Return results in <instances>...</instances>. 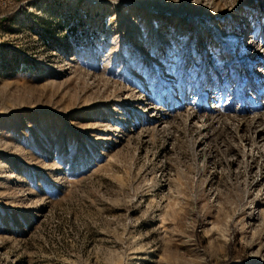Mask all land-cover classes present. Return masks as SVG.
I'll use <instances>...</instances> for the list:
<instances>
[{
  "label": "rangeland",
  "instance_id": "obj_1",
  "mask_svg": "<svg viewBox=\"0 0 264 264\" xmlns=\"http://www.w3.org/2000/svg\"><path fill=\"white\" fill-rule=\"evenodd\" d=\"M243 1L0 0V264H264V75L248 11L211 22ZM166 11L226 44L205 100Z\"/></svg>",
  "mask_w": 264,
  "mask_h": 264
},
{
  "label": "bare ground",
  "instance_id": "obj_2",
  "mask_svg": "<svg viewBox=\"0 0 264 264\" xmlns=\"http://www.w3.org/2000/svg\"><path fill=\"white\" fill-rule=\"evenodd\" d=\"M189 1V0H187ZM194 1H200V0H193ZM257 0H244L243 2H239L237 4H234L230 7V12L226 13L225 11L220 12L219 14H212V23H214L215 20H220L221 17L226 18L228 21L232 22V16H235V14H238L237 16H241L245 11H248V16H244V21L240 23L239 25L234 28L233 30V37L235 42L237 43V38H239V42L237 43L235 49L234 47L231 50V53L234 56V59L237 58V55H242V62L238 64V66L242 65L244 68L247 69V72L249 75L253 78L255 75L256 77H262L264 75V58L261 52H264V48L262 45L256 46L254 43V39L261 34V32H264V1L262 4L258 5V9L255 8ZM261 6V8H260ZM253 13V14H252ZM177 17L178 15L175 14L174 11H166L163 13L162 17L163 19L168 20L169 18H173L172 20H175L173 17ZM259 15L262 17V23H263V30L259 29V24L257 23V18ZM179 18H183L184 25L187 24V22L192 24L194 28V36L193 40L195 41L196 38H198L199 43L196 44V47H198L196 50L192 51L191 58H200V60H193L190 61L191 67L190 70L195 66V63H198V72L201 71V75L203 76L201 82H200V89L198 91V96L200 99L205 100L208 98L209 94L213 93V90L217 86V76L219 74L223 75L221 77L222 80H224L225 77V66L220 64V56L223 55V50L226 46L224 40L220 39L219 41L215 42L216 35L212 31L203 33V30H201V25L203 24L202 20H197L193 18H189L188 16H178ZM241 18V17H240ZM177 20V19H176ZM245 20L248 23L250 20L252 21L250 24L252 25V28L248 32L247 37H245L244 33V27H245ZM244 23V24H243ZM177 24V23H176ZM235 25V24H234ZM232 25L230 24V27ZM183 27V26H182ZM192 28V30H193ZM200 30V32H199ZM245 37V38H244ZM247 38V39H246ZM237 39V40H236ZM245 39V40H244ZM219 42V43H218ZM189 60V59H188ZM229 61H226L224 65H227ZM189 63V61L187 62ZM259 65L256 67V65ZM222 66V67H221ZM210 68V69H209ZM238 68V67H237ZM191 73V72H190ZM199 74V73H198ZM210 75V77H209ZM199 79V78H198ZM242 80V79H241ZM245 83V80H242L241 83ZM221 84V83H220ZM190 85L185 86V93L189 91ZM197 93V92H196ZM220 93V92H218ZM219 95V94H218ZM260 95V92L257 91V94H255V98H258ZM251 97L250 92L246 94V98ZM196 98V97H195ZM182 99V98H181ZM246 101V100H245ZM264 103V101L262 102ZM144 110V109H143ZM152 114V112H151ZM193 115V114H192ZM147 116H150V114ZM194 116V115H193ZM151 117V116H150ZM196 118V117H195ZM155 118H153L154 120ZM162 119V118H161ZM194 122V121H193ZM158 124V123H157ZM192 124V122H191Z\"/></svg>",
  "mask_w": 264,
  "mask_h": 264
}]
</instances>
